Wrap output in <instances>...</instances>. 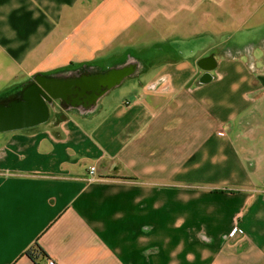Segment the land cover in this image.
I'll return each mask as SVG.
<instances>
[{
  "label": "crops",
  "instance_id": "crops-1",
  "mask_svg": "<svg viewBox=\"0 0 264 264\" xmlns=\"http://www.w3.org/2000/svg\"><path fill=\"white\" fill-rule=\"evenodd\" d=\"M31 84L0 264H264V0H0V107Z\"/></svg>",
  "mask_w": 264,
  "mask_h": 264
},
{
  "label": "water",
  "instance_id": "water-1",
  "mask_svg": "<svg viewBox=\"0 0 264 264\" xmlns=\"http://www.w3.org/2000/svg\"><path fill=\"white\" fill-rule=\"evenodd\" d=\"M57 85L60 84L50 83L49 88L59 92ZM48 98L39 85H29L21 100L0 107V130L30 127L44 121L48 116Z\"/></svg>",
  "mask_w": 264,
  "mask_h": 264
},
{
  "label": "trees",
  "instance_id": "trees-1",
  "mask_svg": "<svg viewBox=\"0 0 264 264\" xmlns=\"http://www.w3.org/2000/svg\"><path fill=\"white\" fill-rule=\"evenodd\" d=\"M27 254L32 260H36L38 255H41L42 257L46 256L45 251L37 243L35 247L27 250Z\"/></svg>",
  "mask_w": 264,
  "mask_h": 264
},
{
  "label": "built area",
  "instance_id": "built-area-1",
  "mask_svg": "<svg viewBox=\"0 0 264 264\" xmlns=\"http://www.w3.org/2000/svg\"><path fill=\"white\" fill-rule=\"evenodd\" d=\"M95 170V166H91L90 172L93 173ZM237 233H242V230L238 227L237 224H235L232 229L230 230L229 235H234ZM43 264H55L54 260L52 259H47Z\"/></svg>",
  "mask_w": 264,
  "mask_h": 264
},
{
  "label": "flooded vegetation",
  "instance_id": "flooded-vegetation-1",
  "mask_svg": "<svg viewBox=\"0 0 264 264\" xmlns=\"http://www.w3.org/2000/svg\"><path fill=\"white\" fill-rule=\"evenodd\" d=\"M39 80H40L39 82H40V84H41V82H43V80H42L41 78H40ZM42 86H43V84H42ZM9 105H10V104H9ZM2 107H4V106H2Z\"/></svg>",
  "mask_w": 264,
  "mask_h": 264
}]
</instances>
